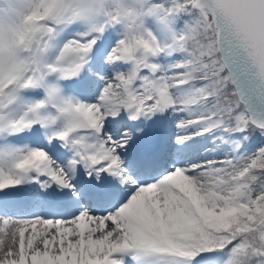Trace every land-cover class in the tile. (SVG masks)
Here are the masks:
<instances>
[{
    "label": "snow or ice",
    "instance_id": "6c2138e0",
    "mask_svg": "<svg viewBox=\"0 0 264 264\" xmlns=\"http://www.w3.org/2000/svg\"><path fill=\"white\" fill-rule=\"evenodd\" d=\"M0 264H264V0H0Z\"/></svg>",
    "mask_w": 264,
    "mask_h": 264
}]
</instances>
